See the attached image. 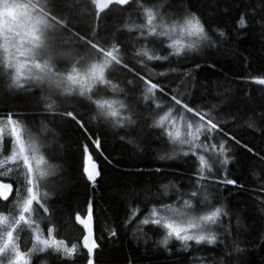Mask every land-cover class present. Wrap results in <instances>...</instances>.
<instances>
[{
	"label": "snow or ice",
	"instance_id": "snow-or-ice-1",
	"mask_svg": "<svg viewBox=\"0 0 264 264\" xmlns=\"http://www.w3.org/2000/svg\"><path fill=\"white\" fill-rule=\"evenodd\" d=\"M19 6L25 10L21 27L27 38L20 40L22 51L14 55L12 38L0 31V86L16 96L35 97L39 91L40 96L30 101L39 111L21 109L15 115L24 119L9 115L6 123L0 121V148L7 133L10 144L5 160L16 164L15 172L0 173L15 180V186L0 181V201L6 206L13 193L18 194L11 213L0 210V264H35L33 257L39 264H45L44 257L55 258L57 264H75L78 245L81 254L86 251V264H95L100 244L95 237L91 202L87 215L76 213L72 217L81 237L69 245L55 237L58 217L52 204L57 193L39 194V188L59 174V168L49 162V137L55 135L50 125L57 116L81 132L83 173L96 187L100 171L92 161L89 142L101 157H107L101 150L100 137L84 119L89 112V121L118 129L124 133L121 139L127 137L129 144L173 146L171 155L159 159H172L179 152L191 170L186 181L185 173L172 174L180 177L178 183L184 189L177 190L174 200L169 189L177 185L171 181L160 183L155 192L150 187L127 192L125 212L119 221L122 227L132 228L134 236L147 231L162 234L158 241L161 246L174 239L182 253L199 251L194 246L223 245L224 255L218 261L213 259L212 264H227L231 259L229 241L233 246L239 243L233 238L235 213L223 201L217 204L216 196L229 186L239 187L236 179L229 178L235 147L253 155L255 152L204 103V96L189 87L190 72L152 70L159 66L153 62L169 61L172 56L189 59V54L204 43H211L210 33L224 38L227 29L206 24L187 0H19ZM113 6L121 13L132 9L135 20L129 17L119 28L102 25V14ZM84 20L89 23L84 25ZM259 24L264 26V18ZM246 26L243 18L237 22V28ZM124 33L129 39L121 38ZM177 33L188 37V42L174 39ZM157 49L166 54H157ZM181 77L184 83H177ZM253 79L264 85V78ZM101 95L106 98H99ZM62 98L74 103L62 106ZM78 108L86 111L81 113ZM29 116L34 118L30 124L26 123ZM36 116L42 119L37 122ZM236 122L234 118L232 124ZM261 132L264 134V129ZM260 159L264 162V153ZM162 171L156 168L154 173ZM166 199L172 203H166ZM149 204L152 207L148 208ZM42 224L46 231L41 230ZM117 235L115 230L108 232L109 238ZM25 236H30L31 247L22 252Z\"/></svg>",
	"mask_w": 264,
	"mask_h": 264
},
{
	"label": "trees",
	"instance_id": "trees-1",
	"mask_svg": "<svg viewBox=\"0 0 264 264\" xmlns=\"http://www.w3.org/2000/svg\"><path fill=\"white\" fill-rule=\"evenodd\" d=\"M187 3L200 13L206 24L213 28L220 25L227 29L225 37L210 33L211 43H204L197 52L189 54V59L172 56L169 57L171 63L153 62L159 66L152 70L157 73L190 72L192 77L187 81L189 87L198 95L204 96V103L218 114L221 121L229 123L236 137L255 152L253 155L245 148L235 147L229 178L236 179L239 187L229 186L222 195L216 196V203L223 201L225 207L235 213L232 218L233 238L239 243L233 246L229 241L231 259L227 264H264V213H261V208H264V162L260 159L261 153H264V134L261 132L264 129V85L256 84L253 79L264 78V26L259 24L264 18V0H187ZM253 9L256 10L254 13ZM102 17L101 24L113 28H119L129 17L135 20L132 9L121 13L115 6L105 11ZM242 18L247 26L237 28V22ZM82 23L87 25L89 21L84 20ZM91 23L94 25L95 20ZM121 38L127 40L129 36L124 33ZM57 43L59 45L60 41ZM157 54L166 53L157 49ZM120 75L118 73L117 77ZM177 83H184L183 77ZM39 96V91L35 93V97L8 94L0 86V121L6 123L9 115L13 119H24L15 115L21 109L39 111L33 109L30 103ZM99 98L106 97L101 95ZM60 103L67 106L74 102L62 98ZM77 111L84 113L86 109L78 108ZM90 115L89 112L84 119L94 135L100 137L101 150L107 157V160L101 157L89 142L90 155L100 171L95 188L83 173L84 141L81 132L59 116L54 125H50L54 127L55 135L49 137V155L52 157L49 162L59 168V174L48 180L44 187H40L39 194L43 197L45 191L49 194L54 191L57 193L52 204L58 217L55 237L64 239L69 245L77 243L81 237V229L75 225L72 217L76 213L87 215L91 202L95 237L100 244L95 252V264H212L213 259L220 260L224 255L223 245L194 246L199 251L182 253L179 251V242L174 239L168 245L161 246L158 241L162 234L147 231V234L134 236L132 228L122 227L119 221L125 212L124 197L127 192L149 187L155 192L160 183L171 181L177 185L176 188L169 189V195L174 200L177 190L184 189L179 186L180 177L172 174L183 172L186 174V181L191 170L183 163L184 157L179 152L172 159H159L162 155H171L173 146L161 148L156 143L143 142L129 144L126 142L127 137L121 139L123 132L108 124L89 121ZM234 118L237 122L232 124ZM33 119L29 116L26 123L30 124ZM40 119L42 117H35L37 122ZM48 119L51 120L52 116L49 115ZM9 144L5 133L4 146L0 148L4 153L0 155V161H3L0 163V173L16 171L15 162L7 163L5 160ZM156 168L162 169V173L155 174ZM0 181L10 182L15 186V180L10 181L7 175H0ZM17 195L14 192L6 206L0 201V210L6 214L11 213ZM165 202L172 203V200L166 199ZM41 228L46 231L45 224ZM112 230L118 235L109 238L108 232ZM28 247H31L30 236H25L21 241V251L27 252ZM235 248L240 251H235ZM81 252L82 248L78 245L75 264H86L87 254L85 251L83 254ZM44 259L45 264H57L53 257ZM33 260L35 264H39L35 257Z\"/></svg>",
	"mask_w": 264,
	"mask_h": 264
},
{
	"label": "rangeland",
	"instance_id": "rangeland-1",
	"mask_svg": "<svg viewBox=\"0 0 264 264\" xmlns=\"http://www.w3.org/2000/svg\"><path fill=\"white\" fill-rule=\"evenodd\" d=\"M24 11L25 10L19 6V0H0V31H2L6 36H10L12 38V53L14 55L19 54L22 51L20 40L27 38L25 30L21 27ZM173 38L179 39L183 43H187L189 40L188 37H181L178 33L174 35ZM6 162L14 163L7 160Z\"/></svg>",
	"mask_w": 264,
	"mask_h": 264
},
{
	"label": "water",
	"instance_id": "water-1",
	"mask_svg": "<svg viewBox=\"0 0 264 264\" xmlns=\"http://www.w3.org/2000/svg\"><path fill=\"white\" fill-rule=\"evenodd\" d=\"M93 161V160H92ZM94 162V161H93ZM84 215H82V217H83ZM82 248V247H81ZM86 252V251H85ZM96 252V251H95Z\"/></svg>",
	"mask_w": 264,
	"mask_h": 264
}]
</instances>
